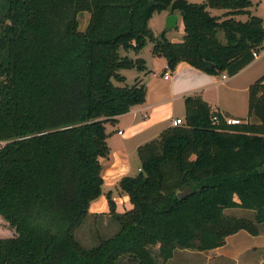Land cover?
<instances>
[{"label":"trees","instance_id":"obj_1","mask_svg":"<svg viewBox=\"0 0 264 264\" xmlns=\"http://www.w3.org/2000/svg\"><path fill=\"white\" fill-rule=\"evenodd\" d=\"M251 4L0 0V141H8L0 147V216L13 228L0 233V264H159L153 247L167 262L178 249L208 251L241 230L261 233L264 75L249 88L244 123L228 124L201 95L187 96L183 124L140 145V169L115 185L131 208L119 211L114 190L104 191L100 160L111 153L118 116L146 101L147 86L122 73L146 69L142 50L152 43L171 70L187 62L233 76L264 44V19ZM166 10L182 15V41L151 29L153 15ZM104 194L119 230L86 246L78 230ZM231 208L252 209L255 218Z\"/></svg>","mask_w":264,"mask_h":264},{"label":"crops","instance_id":"obj_2","mask_svg":"<svg viewBox=\"0 0 264 264\" xmlns=\"http://www.w3.org/2000/svg\"><path fill=\"white\" fill-rule=\"evenodd\" d=\"M164 12L167 17L171 14L168 10ZM175 13L178 14L175 28H179L180 34L172 33L173 36L169 34L167 38L179 42L183 40L185 35L184 23L180 12ZM171 31L168 29L167 32L170 33ZM147 46H149V53H143V49L138 55L145 60L146 69L122 71L128 82L132 83L136 79H140L147 86L146 101L118 116L115 124L117 128L115 125L110 127L111 130H114L108 138L111 153L109 157L100 159L103 164L104 191L114 190L119 211L131 208L132 204L127 194H119L115 190V185L123 176L134 174L140 169L137 154L140 145L158 137L162 130L171 124L173 118H185V98L187 96L201 95L210 104L212 111L218 112L224 117L240 118L241 120L247 118L244 120L247 121L248 112L247 117L242 118V116L236 115L232 109L222 108L223 100L229 93H236L238 89L242 92H248L249 98L250 86L264 75V44L260 57L255 58L254 61L233 76L227 73L215 76L187 62H180L174 70H170L171 74L168 78L165 76L166 73H169L166 59L152 53V43ZM130 55L133 58L137 57L135 53ZM122 208L123 210H121ZM108 210V200L105 194L92 202L90 206L92 212H106ZM241 232L242 234L246 232L243 238L248 239V236L251 235L258 239V243L239 249L240 242L237 246V239L231 236ZM231 236L227 238L226 244L223 246L208 251L216 252L219 256L224 255L235 264H241L239 258L244 253L252 250V252L260 250L264 253V232L252 235L246 230H241Z\"/></svg>","mask_w":264,"mask_h":264},{"label":"rangeland","instance_id":"obj_3","mask_svg":"<svg viewBox=\"0 0 264 264\" xmlns=\"http://www.w3.org/2000/svg\"><path fill=\"white\" fill-rule=\"evenodd\" d=\"M190 2H203L204 0H189ZM252 4L250 6V11L252 14L258 15L264 19V0H251ZM214 14H222L224 10L222 9H214L212 10ZM90 13L85 11L79 14V24L80 29L84 30L89 22ZM238 18L246 20V15H241ZM166 20L167 16L165 12L155 13L153 17L150 19L149 25L151 29L154 31L156 35L161 34L163 31H166V36L170 34L173 36L172 33L180 34L179 28H173L170 33H168V29L166 28ZM168 33V34H167ZM177 35V36H178ZM180 38V36H179ZM222 41L225 43L226 39L225 36H222ZM264 51V50H263ZM121 53H125L122 49ZM134 52H130L132 54ZM143 53H149V46H146L143 50ZM259 61H257L258 63ZM260 63V62H259ZM171 69H169V74H171ZM215 76H221L222 74H212ZM231 94V95H230ZM222 108H229L235 111L236 115L242 116V118L247 117L248 107H249V98L248 92L241 91L238 89L236 93H229L227 97L223 100ZM240 119V118H239ZM247 119V118H246ZM246 119L241 120V123H244ZM115 128L116 125H115ZM99 199V198H98ZM118 206V205H117ZM123 210V208L121 209ZM127 210V209H125ZM124 210V211H125ZM226 212L233 216L238 217H246L249 219H254L256 212L252 209H245V208H231L227 209ZM84 223V225L78 230L77 237L79 240L86 246H94L99 242V235L102 237L108 238L113 236L119 230V223L115 221V219L110 215L109 210L106 212H92ZM97 213L99 214L97 216ZM11 229H9V228ZM261 232H264V223L260 225ZM13 228L9 225V223L0 216V233L3 235L11 236L13 235ZM4 231V232H3ZM246 232L238 233L232 238H236V243L240 244V247L243 248L245 246H254L258 243L257 238H253L254 236H248L249 238H243ZM248 235V234H246ZM252 237V238H251ZM239 239V240H238ZM242 245V247H241ZM153 253L157 256V261L159 264H235L232 263L229 258L222 255L219 256L216 252L211 251H197L191 249H178L175 251V255L172 259L168 260L167 262L163 261L158 256V247L152 248ZM253 251V250H252ZM248 252L242 254L240 256V263L241 264H264V253L260 250L257 252Z\"/></svg>","mask_w":264,"mask_h":264},{"label":"built area","instance_id":"obj_4","mask_svg":"<svg viewBox=\"0 0 264 264\" xmlns=\"http://www.w3.org/2000/svg\"><path fill=\"white\" fill-rule=\"evenodd\" d=\"M253 55H254L255 58H258V57H260L261 52L260 51H254ZM165 76H166V78H168L169 77V73H166ZM263 84H264V81H263ZM213 119L215 121H219V116L215 114L213 116ZM225 120H226V122L228 124H232V125H234V124H240L241 123V119H239V118L225 117ZM183 122H184V119L183 118L176 117V118H173L172 119L171 124L172 125H180V124H183ZM120 133H121V131H120ZM7 143H8V141H0V147L4 146Z\"/></svg>","mask_w":264,"mask_h":264},{"label":"water","instance_id":"obj_5","mask_svg":"<svg viewBox=\"0 0 264 264\" xmlns=\"http://www.w3.org/2000/svg\"><path fill=\"white\" fill-rule=\"evenodd\" d=\"M177 21H178V14L177 13H171L168 15L167 20H166V28L167 29H172L177 26ZM207 68L211 69L214 67V63L207 61L206 62ZM182 196V194H180Z\"/></svg>","mask_w":264,"mask_h":264}]
</instances>
